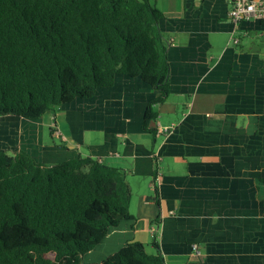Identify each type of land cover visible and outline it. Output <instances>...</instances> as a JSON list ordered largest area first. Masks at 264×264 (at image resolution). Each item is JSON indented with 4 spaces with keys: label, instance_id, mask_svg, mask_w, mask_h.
I'll use <instances>...</instances> for the list:
<instances>
[{
    "label": "crops",
    "instance_id": "crops-1",
    "mask_svg": "<svg viewBox=\"0 0 264 264\" xmlns=\"http://www.w3.org/2000/svg\"><path fill=\"white\" fill-rule=\"evenodd\" d=\"M150 2L169 66L168 97L147 125L155 135L142 127L157 93L120 75L90 100L27 120L20 150L45 165L90 156L126 174L130 218L81 264L128 242L152 253L153 239L165 264H264V20L235 27L229 0ZM42 126L58 145L42 144ZM86 129L101 140L85 143Z\"/></svg>",
    "mask_w": 264,
    "mask_h": 264
},
{
    "label": "trees",
    "instance_id": "trees-1",
    "mask_svg": "<svg viewBox=\"0 0 264 264\" xmlns=\"http://www.w3.org/2000/svg\"><path fill=\"white\" fill-rule=\"evenodd\" d=\"M161 18L150 0H0V117L39 120L122 75L157 93L142 127L155 135L152 109L169 94ZM130 199L126 174L96 158L45 165L0 151V264H81L130 218ZM151 247L128 242L93 264H165Z\"/></svg>",
    "mask_w": 264,
    "mask_h": 264
},
{
    "label": "rangeland",
    "instance_id": "rangeland-1",
    "mask_svg": "<svg viewBox=\"0 0 264 264\" xmlns=\"http://www.w3.org/2000/svg\"><path fill=\"white\" fill-rule=\"evenodd\" d=\"M28 123L30 122H27V119L23 118H15L11 116L0 117V151H5L9 155H12L20 150L22 148V141L19 139L21 136L19 129L23 128V132L26 134L27 127H29L27 126ZM14 126L16 128H14ZM2 130H4L5 133ZM41 132V142L43 145L59 144V140L56 139L53 134L50 135L49 129L46 126H42ZM101 138V134L96 131L90 129L84 131L85 143L97 144ZM31 144H33V142ZM37 144H39V142H37ZM146 250L150 252L147 247Z\"/></svg>",
    "mask_w": 264,
    "mask_h": 264
},
{
    "label": "built area",
    "instance_id": "built-area-1",
    "mask_svg": "<svg viewBox=\"0 0 264 264\" xmlns=\"http://www.w3.org/2000/svg\"><path fill=\"white\" fill-rule=\"evenodd\" d=\"M228 4V19L235 27L251 17L258 20H264V2L254 0H229ZM156 229L157 228L154 225L150 227V234L154 235Z\"/></svg>",
    "mask_w": 264,
    "mask_h": 264
},
{
    "label": "bare ground",
    "instance_id": "bare-ground-1",
    "mask_svg": "<svg viewBox=\"0 0 264 264\" xmlns=\"http://www.w3.org/2000/svg\"><path fill=\"white\" fill-rule=\"evenodd\" d=\"M15 127V126H14ZM16 128V127H15ZM3 132H4V130H2ZM5 133V132H4ZM3 135H5V134H3Z\"/></svg>",
    "mask_w": 264,
    "mask_h": 264
}]
</instances>
